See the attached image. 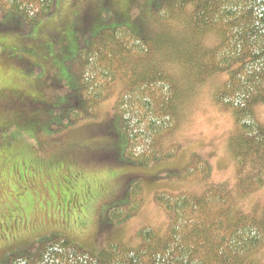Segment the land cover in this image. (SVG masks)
Returning a JSON list of instances; mask_svg holds the SVG:
<instances>
[{
	"label": "trees",
	"instance_id": "trees-1",
	"mask_svg": "<svg viewBox=\"0 0 264 264\" xmlns=\"http://www.w3.org/2000/svg\"><path fill=\"white\" fill-rule=\"evenodd\" d=\"M56 1L0 0V14L14 18L15 31L26 32L54 15ZM128 3L132 13L119 14L128 21L105 20L106 26L74 41L69 54L62 45L66 50L58 59L67 56L65 67L59 70L48 63L54 74L45 69L42 78L26 90L30 95L26 94L23 107L32 119L25 125L37 129L34 140L49 154L32 153L31 159L25 156L31 149L21 150L13 162L23 168L20 176L26 179L29 171L38 174L34 168L80 170L78 164L90 160L116 163L114 143L119 138L121 157L131 164L170 161L182 151L177 133L186 120V106L205 87L209 100L233 126L227 141L233 180L211 183V165L194 153L185 168L169 178L197 182L200 189L159 191L154 196L167 220L163 233L142 228L133 244L85 246L51 232L40 237L45 240L32 255L16 256L27 245L18 244L0 257V264H264V200L255 197L264 189V115L262 120L258 116V111L264 114V0ZM0 30L5 28L0 26ZM52 35L46 41L31 42L25 50L36 44L41 48L45 41L51 47L48 58L57 60L56 52L66 36ZM46 93L52 99L39 101L38 96L46 97ZM111 101L113 122L90 128L94 134L108 135L109 141L57 154L68 129L84 120H100L101 106ZM61 114L64 133L49 139L44 130L47 124L53 129ZM2 144L10 143L0 136ZM119 178L125 179L124 184L110 189L108 185ZM97 192L96 201L94 196L87 198L91 195L87 193L74 196H82L81 204L89 206L126 197L124 211L109 212L114 221L137 214L143 203L135 176L109 177ZM29 212L12 216L7 225L0 226V240L8 241L10 229L20 226ZM87 218L76 216L77 227L86 228ZM101 235L95 237L96 242Z\"/></svg>",
	"mask_w": 264,
	"mask_h": 264
},
{
	"label": "rangeland",
	"instance_id": "rangeland-1",
	"mask_svg": "<svg viewBox=\"0 0 264 264\" xmlns=\"http://www.w3.org/2000/svg\"><path fill=\"white\" fill-rule=\"evenodd\" d=\"M152 1L154 0H146L145 4H150ZM56 2L57 13L55 11L52 17L26 32L15 31L18 25H12L14 18L0 14V26L5 28L0 30V136L2 140L10 143L0 146V226L7 225L12 216L30 211L28 216L25 215L20 226L10 229L8 241L0 240V257L18 244L27 245L23 251L17 252L16 256L32 255L38 245L45 240L40 237H45L51 232H59L85 246L99 245L103 242L133 244L137 241L142 228H151L163 233L167 220L160 207L155 204L154 196L159 191L175 193L186 189L191 192L200 189L197 182L189 184L169 178L181 168H185V163L194 153L204 157L203 159L211 165V183L219 184L233 180V167L227 148L233 126L229 117L222 115L209 100V89L205 87L196 91L186 106V120L177 133V140L182 143H180L182 151L170 161L146 166L131 164L121 157L122 139L119 138L114 143L118 158L116 163L99 164L90 160L81 165L79 163L80 170L75 168L66 170L60 166L53 170L34 168L38 174H31L29 171L26 179L20 176L23 168L13 162L19 159L21 150L31 149L25 155L31 159L32 153L39 157L49 154L48 150L44 153L34 140L37 129L25 125L26 121L32 119L23 107V103L28 100L26 95L29 94V91H26L28 87L42 78L45 69L54 74L53 69L47 68L48 63H54V67L62 70L67 56L62 60L58 58L64 54L66 47L70 50L67 51L68 54L74 51V41L78 43L87 35L106 26L105 20L110 19L115 23L121 20L128 21L121 19L119 14L132 13L128 0H57ZM136 2L143 3V0ZM52 33L66 36V42L59 45L66 47L57 48V60L54 61L48 58L47 48L51 47L50 43L45 42ZM35 40L37 43L45 40V43H42L41 48L36 44L31 46L30 50H25ZM40 67L43 69L42 72L38 71ZM34 96L32 94V98ZM38 98L43 103L44 98L46 101L52 99L51 94H47L46 97L43 94ZM111 110L112 101L106 102L100 108V120L98 118L84 120L76 124V127L68 129L62 136L57 154H67L68 151H77L92 145H94L92 148H96L98 144L109 141L108 135L94 134L90 128L108 120L113 122ZM263 115L258 111L261 120ZM64 123L65 116L58 115L55 127L50 129V125L47 124L44 135L49 139L52 136L62 135ZM72 154L73 152L70 156ZM74 155L77 156V153L74 152ZM72 162L66 160V163L72 164ZM119 176H135L136 181L141 184L143 203L135 215L131 214L132 216L128 215L117 221L109 218L110 211L119 213L127 208L126 197L111 203L91 202L89 206V204H81L79 199L82 196H74L87 193L91 194L87 198L94 196L96 201L97 191L105 185V179ZM74 177L77 178L76 182ZM124 180L119 178L108 187L118 190L124 184ZM130 183L124 185L123 191L128 189ZM257 194L255 197L264 200V189ZM83 214L88 216L89 224L86 228L80 229L77 227L76 216ZM99 233L102 235L96 242L95 237Z\"/></svg>",
	"mask_w": 264,
	"mask_h": 264
}]
</instances>
